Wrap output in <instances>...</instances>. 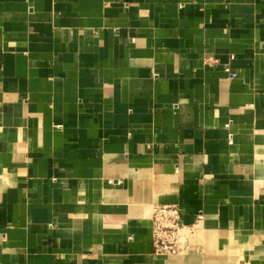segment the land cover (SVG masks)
Instances as JSON below:
<instances>
[{"label": "crops", "instance_id": "crops-1", "mask_svg": "<svg viewBox=\"0 0 264 264\" xmlns=\"http://www.w3.org/2000/svg\"><path fill=\"white\" fill-rule=\"evenodd\" d=\"M0 264H264V0H0Z\"/></svg>", "mask_w": 264, "mask_h": 264}, {"label": "built area", "instance_id": "built-area-1", "mask_svg": "<svg viewBox=\"0 0 264 264\" xmlns=\"http://www.w3.org/2000/svg\"><path fill=\"white\" fill-rule=\"evenodd\" d=\"M152 246L156 255L176 254L180 233L185 228L177 204H156L152 209Z\"/></svg>", "mask_w": 264, "mask_h": 264}]
</instances>
